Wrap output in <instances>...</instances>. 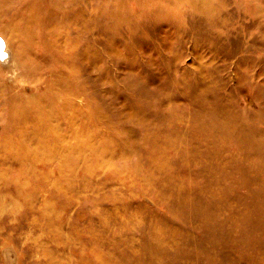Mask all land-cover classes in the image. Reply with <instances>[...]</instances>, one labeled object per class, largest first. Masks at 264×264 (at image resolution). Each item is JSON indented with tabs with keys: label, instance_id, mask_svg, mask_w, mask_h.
<instances>
[{
	"label": "rangeland",
	"instance_id": "374dc122",
	"mask_svg": "<svg viewBox=\"0 0 264 264\" xmlns=\"http://www.w3.org/2000/svg\"><path fill=\"white\" fill-rule=\"evenodd\" d=\"M0 36V264H264V0H0Z\"/></svg>",
	"mask_w": 264,
	"mask_h": 264
},
{
	"label": "bare ground",
	"instance_id": "6f19581e",
	"mask_svg": "<svg viewBox=\"0 0 264 264\" xmlns=\"http://www.w3.org/2000/svg\"><path fill=\"white\" fill-rule=\"evenodd\" d=\"M197 9H199V8H197ZM80 10H83V8H81ZM80 15H81L80 18H82V19L85 20V18H83L84 17V13L83 14H80ZM209 40L211 41V43H213V40L214 39L212 38V40L211 39H209ZM87 43L88 42H86V44L84 43L83 46H85V47L86 46H89ZM0 46H3V48H7L8 49V47L6 46L5 40H3L1 36H0ZM16 59H17V57L13 55V57H12L13 63L17 65V61L18 60H16Z\"/></svg>",
	"mask_w": 264,
	"mask_h": 264
}]
</instances>
